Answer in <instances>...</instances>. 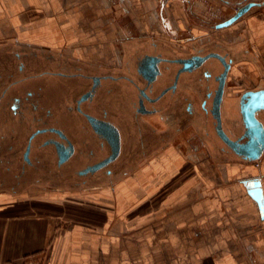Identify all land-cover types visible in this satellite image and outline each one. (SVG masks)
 Here are the masks:
<instances>
[{
	"label": "crops",
	"instance_id": "crops-1",
	"mask_svg": "<svg viewBox=\"0 0 264 264\" xmlns=\"http://www.w3.org/2000/svg\"><path fill=\"white\" fill-rule=\"evenodd\" d=\"M206 4L217 0H0V39L113 66L131 45L200 34L185 13ZM121 6L135 19L127 38L116 32ZM255 24L264 46V16ZM193 133L153 138L112 182L0 186V264H264V216L248 183L261 180L264 193V154L192 149Z\"/></svg>",
	"mask_w": 264,
	"mask_h": 264
},
{
	"label": "flooded vegetation",
	"instance_id": "flooded-vegetation-1",
	"mask_svg": "<svg viewBox=\"0 0 264 264\" xmlns=\"http://www.w3.org/2000/svg\"><path fill=\"white\" fill-rule=\"evenodd\" d=\"M262 1L223 0L226 12L217 5L211 6L212 17H196L203 25L200 34L174 30L179 37L174 44L151 39L131 45L113 66L0 39V186L111 181L129 170L136 155L158 145L153 138L163 142L191 130L195 142L215 153L239 156L218 134L212 110L228 66L222 125L232 139L246 141L242 96L264 89L259 70L254 72L262 64L261 45L251 35L264 4L220 24L249 2ZM219 9L225 15L216 20ZM256 116L264 124V109ZM152 117L165 125L158 133L150 127ZM104 122L120 134V151L110 160L114 131Z\"/></svg>",
	"mask_w": 264,
	"mask_h": 264
},
{
	"label": "water",
	"instance_id": "water-1",
	"mask_svg": "<svg viewBox=\"0 0 264 264\" xmlns=\"http://www.w3.org/2000/svg\"><path fill=\"white\" fill-rule=\"evenodd\" d=\"M262 2H249L246 4L234 17L224 21L220 26L227 25L238 18L241 14L247 11L253 5H263ZM188 61V60H187ZM228 66L223 74L217 96L214 102V109L212 110L216 119V129L223 141L231 146L234 151L244 160L249 162H255L259 160L264 154V124L256 116V112L260 109H264V89L261 90H249L246 91L241 99V112L246 126L245 137L246 141L241 142L239 139H232L224 130L221 118V102L224 92V79ZM112 129V144L114 152L108 159L114 158L120 151V134L117 128H115L110 122H104ZM109 134V133H108ZM107 135V133H106ZM249 183V191L252 196L257 200L262 215L264 216V193L262 189L261 180L255 179Z\"/></svg>",
	"mask_w": 264,
	"mask_h": 264
},
{
	"label": "rangeland",
	"instance_id": "rangeland-1",
	"mask_svg": "<svg viewBox=\"0 0 264 264\" xmlns=\"http://www.w3.org/2000/svg\"><path fill=\"white\" fill-rule=\"evenodd\" d=\"M218 5V7H221V11L223 10V12H226L227 10V8H225V3L223 2V0H217V4H216V6ZM212 8H211V6H209L208 4H206V6H204V7H202L201 9H199L198 11V13H195L194 15L193 14H191V13H185V18H189V22H188V24H191V25H194V27H198L199 29H200V31H202L203 29H202V26L203 25H201V23H200V20H201V18L199 19V21H198V19L196 18L197 16H202V17H209V16H211V15H213V12H212V10H211ZM221 11H220V9L218 10V12H217V14L214 16L215 18H216V20H219V18H221V16L223 17L224 15H221L220 13H221ZM204 12H206V13H204ZM212 12V13H211ZM200 13V14H199ZM112 14V13H111ZM211 14V15H210ZM37 15H30V17L33 19V18H35ZM42 16V15H41ZM112 16V15H111ZM113 16H116V14L115 15H113ZM118 17H119V21H120V23L121 24H123V25H120V28H118V29H116V32H120L121 33V37H125V38H127V36L129 37V34H130V25H133L134 26V24H135V19H134V17H133V15L131 14V12L130 11H128L127 9H125L124 7H120V11H119V13H118V15H117ZM139 17H145V15H139ZM147 17V16H146ZM212 17V16H211ZM199 22V23H198ZM193 23H195V24H193ZM118 30V31H117ZM186 30H188V29H186ZM110 31V30H109ZM196 31H198V29H196ZM204 31V30H203ZM110 32H112V30L110 31ZM185 33H187L188 31H184ZM128 45H129V43H128V40L126 41V43L125 44H122L121 43V49L123 50V49H125V47L126 48H128ZM264 50V46L263 45H261V50ZM262 64H261V62H258V64H259V68H257L256 66H254V72H256L257 71V69L259 70V73L261 74V76H262V79H263V85H264V61H263V58H262ZM261 70V71H260ZM245 86H247V87H249L250 86V83L248 82L247 84H245ZM226 109V108H225ZM219 143V142H218ZM192 144H196V145H198V147H206L205 145H203V143H201V142H195V140H194V142H192ZM192 144L190 145V143H189V145H190V147L192 148V149H196L195 147H193L192 146ZM207 148V147H206ZM207 149H210V148H207ZM259 164L258 165H260V162H258ZM120 175H122V174H120ZM110 182H112V180L110 181Z\"/></svg>",
	"mask_w": 264,
	"mask_h": 264
},
{
	"label": "built area",
	"instance_id": "built-area-1",
	"mask_svg": "<svg viewBox=\"0 0 264 264\" xmlns=\"http://www.w3.org/2000/svg\"><path fill=\"white\" fill-rule=\"evenodd\" d=\"M257 164H258V162H257Z\"/></svg>",
	"mask_w": 264,
	"mask_h": 264
}]
</instances>
